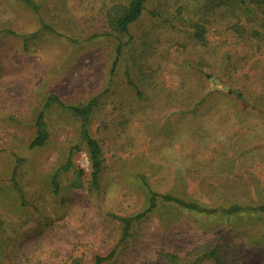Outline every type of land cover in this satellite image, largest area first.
I'll return each instance as SVG.
<instances>
[{"label":"rangeland","instance_id":"374dc122","mask_svg":"<svg viewBox=\"0 0 264 264\" xmlns=\"http://www.w3.org/2000/svg\"><path fill=\"white\" fill-rule=\"evenodd\" d=\"M130 1L0 0V264H264V212L222 211L264 204V2L146 0L117 33L107 14ZM51 94L98 100L97 188L82 120ZM150 191L199 210L147 212Z\"/></svg>","mask_w":264,"mask_h":264},{"label":"trees","instance_id":"16d2710c","mask_svg":"<svg viewBox=\"0 0 264 264\" xmlns=\"http://www.w3.org/2000/svg\"><path fill=\"white\" fill-rule=\"evenodd\" d=\"M22 1L31 8H33L34 10L38 9V5L36 4L35 0H22ZM261 1L264 2V0H260V2ZM145 2L146 0H131L127 5L122 6L118 10L115 11L111 10V12L107 14L108 24L110 28L117 33L128 35L130 25L133 24L135 21H137L141 16L144 10ZM46 27L48 29H51L50 26H46ZM204 31L205 30L202 25V33ZM121 48L122 46L120 45L118 48L119 53L121 52ZM230 92L236 95H241V94H237V92L232 90H230ZM97 101L98 100L96 98H93L88 103L82 106L67 105L59 98V96L55 94H51L45 106V108H47V106H49L50 104L57 103L62 107L74 112L76 115H78L81 118L82 120L81 136H82V140L86 143L88 157L92 164V181H93L92 183L95 188L99 186V176L102 171V164H103V150L100 142L91 135V132L89 130V120L91 118L92 111L97 104ZM36 124H37L36 136L32 139L30 143V148L41 147L45 145V143L49 139V131L47 129L45 109L39 113ZM72 168H75V163L73 161V153L70 152V155L66 163L60 167L59 171H69ZM83 174H84L83 170L78 169V175L82 176ZM57 175L58 174L56 173L53 179V184L56 188H58ZM150 193H151L150 202H149L150 204L147 209V212L153 210L157 206L158 197H162V199H164L166 202H176L189 210H199V205L195 202H187L180 198H175L170 194L160 195L153 191H150ZM244 210L254 211V212H264V204L243 207L238 203H234L230 205L228 208L223 209L222 211L225 215L233 216ZM202 211L205 210L202 208ZM147 212H143L136 216H126L120 218L123 225L122 238H126L131 235V229L135 220L143 217ZM219 254L220 253L218 247H214L211 250V252H209L208 255L214 257L215 259H219ZM113 255H114V251L110 252L106 256L98 255L96 256L95 262L93 264H101L103 261L111 258ZM170 257L173 258L174 256L170 255Z\"/></svg>","mask_w":264,"mask_h":264}]
</instances>
